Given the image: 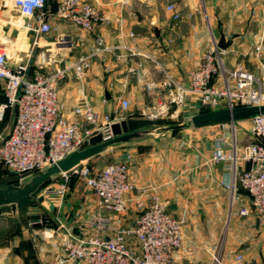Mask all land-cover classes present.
<instances>
[{"label":"crops","instance_id":"crops-1","mask_svg":"<svg viewBox=\"0 0 264 264\" xmlns=\"http://www.w3.org/2000/svg\"><path fill=\"white\" fill-rule=\"evenodd\" d=\"M59 1L46 0L50 31L39 34L27 27L23 38L28 47L26 50H7L9 65L27 62L34 51L27 74L49 73L72 65L79 55L88 51L93 43L91 33L51 16ZM85 1L96 5L110 18L107 27H97L107 43H121L117 33L122 27L126 33H134V37H125L122 43L147 53L152 59L136 55L118 61L109 54L94 56L91 67L80 80L74 77L72 69H68L65 77L57 82L59 115L68 120L74 118L71 110L75 106L88 105L99 113L114 112L121 98L129 101L124 119L143 118V110L162 106L166 101V90L160 87L165 74L186 83L189 70L200 63L207 50L217 45L220 33L224 34L225 40H230L226 49L219 50L224 67L230 69L241 63L248 70L257 72L252 47L258 42L264 43V0ZM168 2L176 4L179 21L173 20L166 11ZM158 8L160 13H152L150 17L146 14L147 10L156 11ZM16 15L11 0H0V38L11 36L12 25L19 24L14 21ZM31 22L36 25L35 21ZM153 27L159 30L158 37ZM61 37H65V43L59 42ZM130 67L135 69L133 73L129 72ZM151 81L157 87L147 90L145 85ZM104 89L110 98L104 95ZM4 101L3 96L1 103ZM12 109L9 111L14 118V107ZM172 110L157 119L179 118L187 122L201 109L197 98L186 94L182 104L173 113ZM249 121L248 118L233 124L212 123L188 134L177 133L180 129L163 137L157 135L113 145L88 159L93 169H99L117 160L123 152L132 157L129 172L136 179L138 190L128 195L127 211L109 215L111 221L118 225L128 224L136 216L135 196L142 193L146 199L149 192H156L168 213L184 215L187 220L182 245L176 252L178 264H215V256L219 257L220 264H264V223L253 209L247 216L238 214L240 208L249 206L246 192L237 181H233L232 172L226 170L223 163L207 162L212 139L218 135L229 139L234 129L237 143L246 144L241 142L246 135L241 126L250 124ZM186 135L190 138L181 139ZM51 187H55L53 182ZM54 205L53 216L75 232L88 216L98 214L90 191L84 197L67 196L59 206ZM16 214L11 216L12 221L17 220ZM21 236L32 238L35 245L33 257L37 256L38 262L25 263L19 254L21 249L13 248L17 244L15 239L19 240ZM39 238L46 242L37 241ZM62 238L63 232L58 227L44 231L19 226L17 234L0 239V264H77L66 259ZM129 242L134 244L133 239ZM238 254L242 255L240 261L236 259Z\"/></svg>","mask_w":264,"mask_h":264},{"label":"built area","instance_id":"built-area-1","mask_svg":"<svg viewBox=\"0 0 264 264\" xmlns=\"http://www.w3.org/2000/svg\"><path fill=\"white\" fill-rule=\"evenodd\" d=\"M11 4L20 16L27 19L28 28L39 34L50 31L46 0H11ZM166 11L173 20L179 19L174 2L166 4ZM51 16L67 20L91 33L93 43L72 65L49 73L37 71L29 76L26 74L27 62L15 66L8 64L7 48L0 41V83L5 97L0 109L3 112L8 107H14L15 110L8 132L0 137V163L17 181H23L66 157L92 135L109 131L110 125L123 120L129 109V101L121 98L114 112L99 113L88 105H79L71 110L73 119L60 116L57 82L65 77L68 69H72L74 77L80 80L91 67L94 56L109 54L118 61L136 55L152 59L147 53L122 43L125 37H134L133 32L126 33L122 27L117 33L121 43H107L97 27H107L110 18L85 0H60ZM31 21H35L36 25H32ZM59 42L65 43V37L59 38ZM79 45L83 46V43L79 42ZM252 58L256 73L241 63L227 69L221 61L219 49L212 47L203 54L200 63L189 70L186 83L165 74L160 87L166 90V101L162 106L143 110L141 116L156 120L181 105L186 94L194 95L200 109L207 111L264 106L263 42L253 45ZM134 70L129 68V72ZM145 86L147 90H154L157 84L151 81ZM249 119L250 142L239 145L234 129L229 139L218 135L212 139L207 162L223 163L226 170L232 172L233 181H237L246 192L249 206L240 208L238 214L247 216L253 209L264 223V113ZM131 159L128 152H123L117 160L99 169L83 163L72 169L78 171L85 186L94 195L98 214L88 216L78 232L56 218L58 228L63 232L66 259L77 264H178L176 252L182 245L187 220L184 215L168 213L156 192H149L146 199L142 193L135 196L136 216L128 224L118 225L109 217L125 213L128 195L138 190L137 181L129 172ZM67 173L61 175L66 177ZM64 191L65 185L61 183L43 195L56 199L54 204L59 206ZM129 239H133L134 244ZM236 259L242 260V255L238 254ZM214 261L220 264L218 256L214 257Z\"/></svg>","mask_w":264,"mask_h":264},{"label":"water","instance_id":"water-1","mask_svg":"<svg viewBox=\"0 0 264 264\" xmlns=\"http://www.w3.org/2000/svg\"><path fill=\"white\" fill-rule=\"evenodd\" d=\"M153 32L156 37L159 36V30L156 27H153ZM229 44L230 40H225L224 34L220 33L216 45L217 48L224 50ZM33 53L34 51L31 54L33 55ZM32 55L27 61L26 74L32 63ZM104 95L110 98L107 89H104ZM260 113H264V106L221 108L206 111L193 115L185 124L159 126L156 120L148 118H127L112 123L109 131L92 135L84 140L78 149L51 164L46 169L38 171L23 181L0 186V234L9 228L10 224L13 223L10 219L11 216H15L20 210L31 206H41L46 200L49 201V212H54V203L43 195L51 191L54 177L71 171L79 164L106 151L113 145L156 137L160 133L173 132L185 126L199 128L212 123H233L238 120L251 118ZM29 219L31 222L35 221V224H45L48 220V213H34L29 216Z\"/></svg>","mask_w":264,"mask_h":264},{"label":"rangeland","instance_id":"rangeland-1","mask_svg":"<svg viewBox=\"0 0 264 264\" xmlns=\"http://www.w3.org/2000/svg\"><path fill=\"white\" fill-rule=\"evenodd\" d=\"M10 5V3H9ZM152 13H160L159 8L155 11H151V10H147L146 14L150 17L152 16ZM15 22L19 23L18 25H12V31H11V36L8 39H2L0 38V41H3L5 46H9V49H7L8 51H12L15 48H21L26 50L28 45L25 43L26 41L23 38L24 32L26 31L27 28V19L23 18L22 16H20L18 13L16 15V18L14 20ZM179 21V19H178ZM2 84L0 83V86ZM2 112H0V137H3L4 135H6V133L8 132L12 121H13V113L11 111H5L1 114ZM157 121V120H156ZM250 122V121H249ZM167 123V124H166ZM179 123H187L186 121H181L179 118H176L175 120H168V122H165V125H172V124H179ZM235 123V122H234ZM243 125L246 124V122H242ZM240 124V125H242ZM164 126V125H161ZM244 131L246 132V135H243V137L241 138V142L242 143H247L250 142L251 140V136L249 134L248 128H249V124H247L245 127L241 126ZM195 129L197 128H191L189 126H185L184 128L181 129L180 132L177 133H191L193 131H195ZM177 131V130H176ZM170 135V132H165V133H160V137H163L165 135ZM181 135V134H180ZM188 139L190 138L189 135H186L185 137H181V139ZM83 164L89 166L92 168V165L87 162L84 161ZM2 169L0 167V177H2ZM53 183L55 184V187H58L59 184L63 183L65 185V191L63 194V198H66L67 196H72V195H79V196H87L89 194V190L87 189V187L85 186L84 183V179L78 174V171L75 170H71L66 177L62 176L61 174L57 175L54 177L53 179ZM56 199H52L51 201L54 203ZM49 207V201H44L43 204L41 206H37V207H28L25 208L22 211H18L16 214V218L18 221V225L19 226H25L27 228H36V229H44V231H48L49 228H55L59 226L58 220L56 219V216L54 217L53 214L54 212H49L48 210ZM56 209V208H55ZM41 214V213H48V219L49 222L45 223V224H35V221H30L29 216L32 214ZM41 221V220H40ZM61 222V221H60ZM49 236H44V238H48ZM38 238V237H37ZM16 241V245L15 249H21L19 250V254L21 259L26 263V262H38L39 258L37 256L33 257V249L35 248L34 242L32 240V238L30 237H23L21 236V238L15 239ZM37 241L44 243L46 242L45 239H38ZM33 247V248H32ZM44 248V247H43Z\"/></svg>","mask_w":264,"mask_h":264},{"label":"trees","instance_id":"trees-1","mask_svg":"<svg viewBox=\"0 0 264 264\" xmlns=\"http://www.w3.org/2000/svg\"><path fill=\"white\" fill-rule=\"evenodd\" d=\"M3 96H4V94H3V89H2V85H1L0 86V103H1V100L3 99ZM10 109H12V107H8V108L4 109L3 112L9 111ZM206 111L207 110H205V109H201L200 110V113H203V112H206ZM165 122H168V120L157 119V121H156V123L159 124V125H163V124H165ZM174 132H176V131H173V133ZM0 167L2 169V172H1L2 173V177H0V186L6 185V184H9V183L17 182L16 177L13 174H11L10 172H8V170L1 163H0ZM20 211H22V210H20ZM48 222H49V219L47 220L46 223H48ZM18 228H19L18 221L16 219H14L13 220V223L10 224L8 231H6L5 233H3L0 236V239L3 238V237L7 238V237H10V236H12L14 234H17Z\"/></svg>","mask_w":264,"mask_h":264},{"label":"bare ground","instance_id":"bare-ground-1","mask_svg":"<svg viewBox=\"0 0 264 264\" xmlns=\"http://www.w3.org/2000/svg\"><path fill=\"white\" fill-rule=\"evenodd\" d=\"M2 42H3V41H2ZM3 43H4V42H3ZM0 112H2L1 109H0Z\"/></svg>","mask_w":264,"mask_h":264}]
</instances>
